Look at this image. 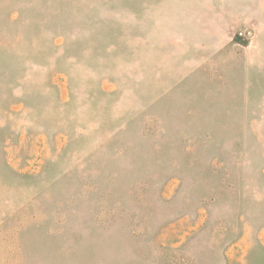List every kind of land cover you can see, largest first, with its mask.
<instances>
[{
	"label": "rangeland",
	"instance_id": "obj_1",
	"mask_svg": "<svg viewBox=\"0 0 264 264\" xmlns=\"http://www.w3.org/2000/svg\"><path fill=\"white\" fill-rule=\"evenodd\" d=\"M0 264H264V0H0Z\"/></svg>",
	"mask_w": 264,
	"mask_h": 264
}]
</instances>
